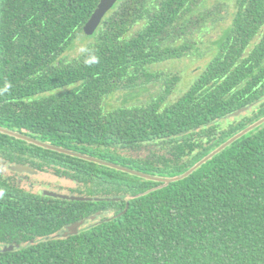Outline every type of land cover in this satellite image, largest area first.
I'll return each mask as SVG.
<instances>
[{
    "label": "trees",
    "instance_id": "16d2710c",
    "mask_svg": "<svg viewBox=\"0 0 264 264\" xmlns=\"http://www.w3.org/2000/svg\"><path fill=\"white\" fill-rule=\"evenodd\" d=\"M100 2L0 0V127L64 150L0 131V264H264V0H119L82 38ZM187 57L208 61L175 101L167 78L111 107ZM14 166L98 199L21 186Z\"/></svg>",
    "mask_w": 264,
    "mask_h": 264
},
{
    "label": "rangeland",
    "instance_id": "374dc122",
    "mask_svg": "<svg viewBox=\"0 0 264 264\" xmlns=\"http://www.w3.org/2000/svg\"><path fill=\"white\" fill-rule=\"evenodd\" d=\"M212 3H216L217 0H207ZM225 2L230 3L231 0H223ZM233 6L230 3V12H232ZM231 15L226 22L221 23L216 31L208 32L203 35L204 40L208 41L210 36L216 35L219 29L221 30L225 26H227L231 21ZM140 27V26H139ZM138 27V28H139ZM218 31V32H217ZM81 48L74 50L71 54H66L73 58L80 53ZM208 57L202 59H193V58H182V59H173L164 61L161 63H157L155 65H151L149 68L150 73L156 74L158 77L153 80V85L149 88L150 83L147 85L146 89H140L137 91L138 95L135 97L134 101H127L124 103V98L127 94L126 91L117 92L112 98L109 99L110 105L112 108L119 106L120 104L133 105V104H141L147 102L154 94L161 92L163 94L162 85L163 82L167 78H175L176 80L173 82V90L166 96V99L170 102L178 99L193 83L195 77L200 74L203 69V66L207 63ZM166 84V83H165ZM153 147H143L140 149H135L132 151V154L137 156H146L148 155L149 150ZM12 169L16 170L17 167H13ZM28 172V171H26ZM29 175H18L16 183L23 186L25 182H32L33 187L37 192H41L44 190L56 191V192H65L69 193L72 187H75V183L71 180L65 178H59L55 176L53 173L47 172H29ZM0 174L4 176H11L12 172L10 168L4 167L3 164L0 163ZM10 178V177H9Z\"/></svg>",
    "mask_w": 264,
    "mask_h": 264
},
{
    "label": "water",
    "instance_id": "95a60500",
    "mask_svg": "<svg viewBox=\"0 0 264 264\" xmlns=\"http://www.w3.org/2000/svg\"><path fill=\"white\" fill-rule=\"evenodd\" d=\"M119 0H101L97 10L94 12V14L92 15L91 19L87 22V24L84 26L81 34H82V38L84 36H87L89 34H93L95 32V30L97 29V27L99 26V24L101 23L102 19L104 18V16L107 14V12L118 2ZM246 108L244 109H240L238 112H236L235 114H239L241 111L245 110ZM264 121V118L261 119L259 122H257L255 125L261 123ZM248 129L244 130L242 133L246 132ZM0 131H3V132H7L9 134H12V135H15V136H18V137H22L24 139H28L30 141H33L35 143H38L40 145H44V146H47L49 148H52V149H57V150H60V151H64L63 149H59L57 147H53V146H49V145H46V144H43L39 141H36L34 139H31L29 137H26L24 135H20L19 133L17 132H14V131H10V130H7V129H4L2 127H0ZM241 133V134H242ZM239 134V135H241ZM238 137L235 136L233 137L232 139H230L228 142H226L221 148L225 147L227 144H229L230 142H232L234 139H236ZM215 153V152H214ZM214 153L210 154L206 159L210 158ZM206 159H204L203 161H205ZM203 161L199 162L196 166H194L193 168H191L188 172H186L184 174V176L190 174L195 168H197V166H199L200 164L203 163ZM17 168L19 170H25V171H28V172H35L33 169L29 168V167H26V166H17ZM122 168V167H120ZM175 179V178H173ZM171 179H167V182H169ZM45 194H49V195H52V196H56V197H63V198H71V199H74V200H93V199H98V198H94V197H87V196H77V195H67V194H62V193H59V192H56V191H50V190H44L43 191ZM85 223V220H80V221H77L75 223H73L72 225L69 226V231L70 232H74V233H77L78 230H79V227L82 226L83 224ZM15 248L14 245H10V246H4L3 249L5 250H13Z\"/></svg>",
    "mask_w": 264,
    "mask_h": 264
},
{
    "label": "clouds",
    "instance_id": "9594fccd",
    "mask_svg": "<svg viewBox=\"0 0 264 264\" xmlns=\"http://www.w3.org/2000/svg\"><path fill=\"white\" fill-rule=\"evenodd\" d=\"M83 50V49H82ZM98 62V58L95 55H92L89 59L85 61L86 64H94Z\"/></svg>",
    "mask_w": 264,
    "mask_h": 264
}]
</instances>
